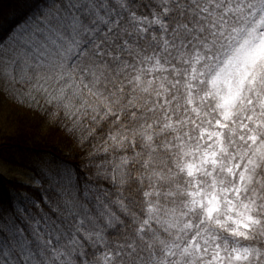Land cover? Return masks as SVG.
I'll return each instance as SVG.
<instances>
[{
  "label": "clouds",
  "instance_id": "1",
  "mask_svg": "<svg viewBox=\"0 0 264 264\" xmlns=\"http://www.w3.org/2000/svg\"><path fill=\"white\" fill-rule=\"evenodd\" d=\"M28 4L0 127L60 143L19 157L0 264H264V0Z\"/></svg>",
  "mask_w": 264,
  "mask_h": 264
},
{
  "label": "trees",
  "instance_id": "2",
  "mask_svg": "<svg viewBox=\"0 0 264 264\" xmlns=\"http://www.w3.org/2000/svg\"><path fill=\"white\" fill-rule=\"evenodd\" d=\"M29 7L28 0H0V37L10 30V28H6L1 25L2 21L8 20L10 17V21H7V26L13 24V22L19 20V17L24 14V12ZM14 123L16 124V138L11 137L8 141H10L13 146L21 152V150L30 144H36V139L42 137L41 126L38 122L31 120L26 115L17 114L16 118L13 119ZM55 132V131H54ZM6 163L9 160H3ZM23 185H19L16 183L11 184L7 187V184L3 179L0 177V198L7 195L9 196L8 189H22ZM10 197V196H9Z\"/></svg>",
  "mask_w": 264,
  "mask_h": 264
},
{
  "label": "rangeland",
  "instance_id": "3",
  "mask_svg": "<svg viewBox=\"0 0 264 264\" xmlns=\"http://www.w3.org/2000/svg\"><path fill=\"white\" fill-rule=\"evenodd\" d=\"M9 119V118H8ZM8 127H1V133H0V144L5 143L4 142V136L5 138H7L10 135V130H8ZM52 138H56L54 137V134L52 133V136H50V138H45L44 140H39V143L42 144L44 147L41 148L40 152H48V151H58L59 150V144L57 142H55L54 144L52 143L53 139ZM47 143V145H45ZM45 146H48V148H46ZM51 146L55 147L54 150L50 149ZM41 147V146H40ZM9 146H2L0 148V150H4V149H8ZM9 153L13 154L16 158L17 161H19V155L20 153H18L16 150L14 151V149H9L8 150ZM6 154V153H5ZM20 163V162H18ZM21 166H15V165H10V164H6L5 162H2V160L0 159V176L3 177L8 183H12V182H16L19 184H22L20 181V177L18 174H13V170L16 168H20ZM15 191H11L10 195L12 196V194Z\"/></svg>",
  "mask_w": 264,
  "mask_h": 264
},
{
  "label": "snow or ice",
  "instance_id": "4",
  "mask_svg": "<svg viewBox=\"0 0 264 264\" xmlns=\"http://www.w3.org/2000/svg\"><path fill=\"white\" fill-rule=\"evenodd\" d=\"M88 9H89V14H91L92 11H97L96 6L92 5V4H88L87 5ZM97 15H99V12L97 11ZM104 18L101 17V20H103Z\"/></svg>",
  "mask_w": 264,
  "mask_h": 264
}]
</instances>
